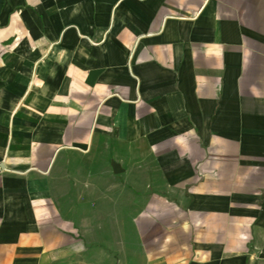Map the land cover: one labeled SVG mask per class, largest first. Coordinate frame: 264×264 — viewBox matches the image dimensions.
Here are the masks:
<instances>
[{
	"label": "crops",
	"instance_id": "1",
	"mask_svg": "<svg viewBox=\"0 0 264 264\" xmlns=\"http://www.w3.org/2000/svg\"><path fill=\"white\" fill-rule=\"evenodd\" d=\"M0 264H264V0H0Z\"/></svg>",
	"mask_w": 264,
	"mask_h": 264
},
{
	"label": "water",
	"instance_id": "2",
	"mask_svg": "<svg viewBox=\"0 0 264 264\" xmlns=\"http://www.w3.org/2000/svg\"><path fill=\"white\" fill-rule=\"evenodd\" d=\"M112 166H113V169H114V172H115V173H119V172L122 171V169H121V167H120V165H119L118 163L113 162V163H112Z\"/></svg>",
	"mask_w": 264,
	"mask_h": 264
}]
</instances>
